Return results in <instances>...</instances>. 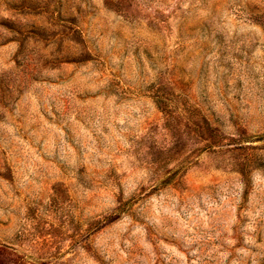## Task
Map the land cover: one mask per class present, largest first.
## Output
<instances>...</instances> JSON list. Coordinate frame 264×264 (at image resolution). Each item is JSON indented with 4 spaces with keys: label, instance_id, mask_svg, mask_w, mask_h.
<instances>
[{
    "label": "rangeland",
    "instance_id": "374dc122",
    "mask_svg": "<svg viewBox=\"0 0 264 264\" xmlns=\"http://www.w3.org/2000/svg\"><path fill=\"white\" fill-rule=\"evenodd\" d=\"M0 264H264V0H0Z\"/></svg>",
    "mask_w": 264,
    "mask_h": 264
}]
</instances>
